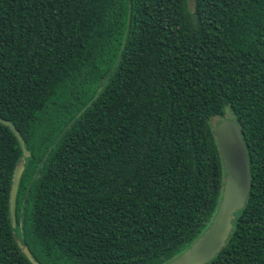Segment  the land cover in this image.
Instances as JSON below:
<instances>
[{
  "label": "trees",
  "instance_id": "trees-1",
  "mask_svg": "<svg viewBox=\"0 0 264 264\" xmlns=\"http://www.w3.org/2000/svg\"><path fill=\"white\" fill-rule=\"evenodd\" d=\"M0 118L29 152L13 227L0 124V264H31L15 236L39 264L172 261L220 202L224 119L250 188L207 264H264V0H0Z\"/></svg>",
  "mask_w": 264,
  "mask_h": 264
},
{
  "label": "water",
  "instance_id": "water-1",
  "mask_svg": "<svg viewBox=\"0 0 264 264\" xmlns=\"http://www.w3.org/2000/svg\"><path fill=\"white\" fill-rule=\"evenodd\" d=\"M187 7L194 11V0H187ZM101 88H99V91ZM0 124L9 128L16 137L22 159L16 164L9 193V213L12 226L15 227V203L19 180L24 168V161L29 157L25 142L20 133L8 121L0 118ZM69 124L67 128L70 126ZM215 139L222 161L223 184L221 199L215 215L204 232L183 253L166 264H207L223 248L232 230L233 215L240 211L247 200L250 188L248 157L241 132L230 119H224L214 126ZM24 256L31 264H39L31 256L28 248L15 236Z\"/></svg>",
  "mask_w": 264,
  "mask_h": 264
},
{
  "label": "rangeland",
  "instance_id": "rangeland-1",
  "mask_svg": "<svg viewBox=\"0 0 264 264\" xmlns=\"http://www.w3.org/2000/svg\"><path fill=\"white\" fill-rule=\"evenodd\" d=\"M213 122H215V121H213ZM213 122H212V123H213Z\"/></svg>",
  "mask_w": 264,
  "mask_h": 264
}]
</instances>
